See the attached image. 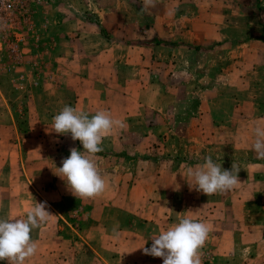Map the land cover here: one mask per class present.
I'll return each mask as SVG.
<instances>
[{"label":"rangeland","instance_id":"obj_1","mask_svg":"<svg viewBox=\"0 0 264 264\" xmlns=\"http://www.w3.org/2000/svg\"><path fill=\"white\" fill-rule=\"evenodd\" d=\"M65 105L125 125L103 138L106 189L92 199H76L57 176L71 148L83 151L54 132ZM257 127L264 0H16L0 13V217L24 218L34 201L57 215L33 230L38 251L25 264H123L189 210L235 219L239 228L224 230L248 250L228 258L264 264ZM205 155L239 168L241 184L213 194L216 204L185 176ZM128 215L147 217L148 228L121 234ZM251 226L253 242L243 237Z\"/></svg>","mask_w":264,"mask_h":264},{"label":"clouds","instance_id":"obj_2","mask_svg":"<svg viewBox=\"0 0 264 264\" xmlns=\"http://www.w3.org/2000/svg\"><path fill=\"white\" fill-rule=\"evenodd\" d=\"M124 126L123 121L114 120L107 111H98L90 118L86 112H78L67 105L53 117L54 132L70 134L71 139L78 140L83 148V151L71 148L70 155L61 161V167L56 168L57 176L66 182L76 199H92L105 191L106 181L96 163L100 159L96 154L103 151V138L110 134L113 127ZM254 136L253 150L259 156H264V129L255 128ZM238 173L239 168L235 163L231 170L223 169L221 163L210 155H205L202 163L185 168V176L194 180L196 190L206 196L232 190L241 184ZM179 189L180 185L175 184V190ZM190 211L175 213L180 217L178 222L154 235L151 247L141 248L143 254L161 258L163 264H202L201 249L207 240L209 228L204 222L189 218ZM56 216L49 211L46 202L34 201L24 218L9 220L0 217V261L25 264L35 256L38 242L32 238L33 230Z\"/></svg>","mask_w":264,"mask_h":264},{"label":"crops","instance_id":"obj_3","mask_svg":"<svg viewBox=\"0 0 264 264\" xmlns=\"http://www.w3.org/2000/svg\"><path fill=\"white\" fill-rule=\"evenodd\" d=\"M207 201L210 203L216 204V201L219 202L220 199L218 196L209 195L207 198ZM134 214L139 215L138 213H134ZM129 217L131 219L128 222V228H121V231H120L121 234H124V232L126 230L127 231L130 230V234L134 233V235H140L139 233L134 231L135 229L137 230L136 225H140V224H144L146 226V228H148L149 221L146 224L144 223L145 220H148L147 217H145V219L136 218L133 216H129ZM148 217L153 218V216H151L150 214H148ZM156 219L158 220L159 218H156ZM191 219L204 222L209 228L207 240L205 241V244H204L203 248L201 249L202 264H233L231 259L228 258L229 252L235 253V252H242V251L248 250V248H245L244 245L240 246L237 244L239 240H237V235H236L235 231L225 232V230H224L225 227L228 226V224L226 222H232L235 224V226H236L235 228H239L235 219H229L227 221L225 218L217 215L216 213L210 214V212H207V214H205L202 217H198V218L192 217ZM177 222H178V220H175L174 222H169V224L167 225V228L169 226H171L172 224L177 223ZM250 222L251 221H249V223ZM246 224H248V223H246ZM261 227H263V229H264V224ZM152 228H153V230H156V227H154V225ZM147 230L148 229L144 230L143 235L146 234ZM164 230H166V229H161V232ZM244 232L245 233H244L243 237L246 238V240H248L249 242H253V238L255 236V231L254 230L252 231V226H251V228L244 230ZM124 235H126V234H124ZM141 235H142V233H141ZM263 235H264V232L262 231V236ZM151 244L152 243H148V244L143 245V246L146 248H150ZM143 246H139L138 250H140V252L138 253L137 256H135V252H134L135 250L130 251V253L126 256L127 259L124 260L123 264H125L126 262H127V264H163V260L161 258H155V257L149 256V255H144L143 250L141 249V248H143ZM134 256L138 259L137 260H131L130 258H132V257L134 258ZM232 256H230V257H232ZM108 258L110 259L111 256ZM108 261L109 262L114 261V259H110Z\"/></svg>","mask_w":264,"mask_h":264},{"label":"built area","instance_id":"obj_4","mask_svg":"<svg viewBox=\"0 0 264 264\" xmlns=\"http://www.w3.org/2000/svg\"><path fill=\"white\" fill-rule=\"evenodd\" d=\"M16 0H0V13L12 7V3Z\"/></svg>","mask_w":264,"mask_h":264},{"label":"trees","instance_id":"obj_5","mask_svg":"<svg viewBox=\"0 0 264 264\" xmlns=\"http://www.w3.org/2000/svg\"><path fill=\"white\" fill-rule=\"evenodd\" d=\"M101 32H104L103 30H101ZM157 40V39H156ZM157 43H159L160 41L159 40H157L156 41ZM167 45H170V46H175V45H177V44H175V43H168Z\"/></svg>","mask_w":264,"mask_h":264}]
</instances>
